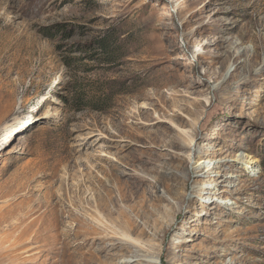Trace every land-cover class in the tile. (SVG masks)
Masks as SVG:
<instances>
[{
    "label": "rangeland",
    "instance_id": "1",
    "mask_svg": "<svg viewBox=\"0 0 264 264\" xmlns=\"http://www.w3.org/2000/svg\"><path fill=\"white\" fill-rule=\"evenodd\" d=\"M0 89L2 264H264V0H0Z\"/></svg>",
    "mask_w": 264,
    "mask_h": 264
},
{
    "label": "bare ground",
    "instance_id": "2",
    "mask_svg": "<svg viewBox=\"0 0 264 264\" xmlns=\"http://www.w3.org/2000/svg\"><path fill=\"white\" fill-rule=\"evenodd\" d=\"M0 90H2V89H0ZM1 103H3L2 109H4V108H10V104H9L10 103V99H9V97L2 98V99L0 98V105H1ZM4 111H5V109H4ZM8 133L9 132H7L5 134L6 136H5L4 139H7ZM203 163H210V162L208 160H206ZM3 223H5V221L3 219H1L0 220V225L3 224ZM55 223H57L58 225L59 224H63L62 214L59 217H55ZM33 224H34V222L30 223L29 224V227L32 226ZM83 227H88V222L86 220H83V218H82V219H79L76 222L75 229L73 231L71 230L72 232H70L69 230L68 231H62L60 233V236L65 237V238L66 237H72V238H75L76 239V238L79 237V235H80L79 231L81 229H83ZM87 231H88L87 229H84L82 233L87 232ZM40 233H42V228L41 227H39V229H37V231L35 233V236H40L41 235ZM24 234H25V231H23L22 235H24ZM3 238H4V236L3 235H0V264H2L5 259L7 260V258L10 257L11 254H12V251L9 249V247H3L1 245V242L3 241ZM10 259L12 260V258H10Z\"/></svg>",
    "mask_w": 264,
    "mask_h": 264
}]
</instances>
